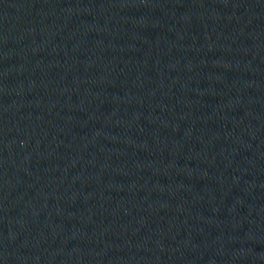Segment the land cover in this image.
Listing matches in <instances>:
<instances>
[{
	"label": "water",
	"instance_id": "95a60500",
	"mask_svg": "<svg viewBox=\"0 0 264 264\" xmlns=\"http://www.w3.org/2000/svg\"><path fill=\"white\" fill-rule=\"evenodd\" d=\"M0 264H264V0H0Z\"/></svg>",
	"mask_w": 264,
	"mask_h": 264
}]
</instances>
